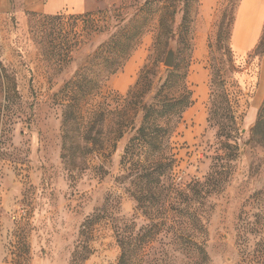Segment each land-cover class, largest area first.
<instances>
[{"label":"rangeland","instance_id":"rangeland-1","mask_svg":"<svg viewBox=\"0 0 264 264\" xmlns=\"http://www.w3.org/2000/svg\"><path fill=\"white\" fill-rule=\"evenodd\" d=\"M144 1L87 0L83 14L50 19L16 0H0V264H117L114 227L147 228L149 217L130 196V169L120 161L132 133L117 138V130L140 124L132 106L147 85L165 78L168 46L181 49L184 9L192 48L179 60L193 103L169 142L173 169L163 198L165 206L188 214V224L174 228L203 246L208 261L160 233L141 264H264V146L250 141L264 101V46L257 49V42L241 52L231 43L239 0H220L209 16L201 0H175L177 35L158 32L159 13H146L136 50L106 78L98 49L118 24L108 15L127 22ZM145 65V80L134 89ZM78 79L102 82L84 99L82 115L105 108L104 134L90 155L66 163L60 155L62 107L70 97L66 87ZM219 79L225 97L217 102L226 106V100L230 112L217 123L209 112L211 97L221 92L211 83Z\"/></svg>","mask_w":264,"mask_h":264},{"label":"trees","instance_id":"trees-1","mask_svg":"<svg viewBox=\"0 0 264 264\" xmlns=\"http://www.w3.org/2000/svg\"><path fill=\"white\" fill-rule=\"evenodd\" d=\"M144 2L137 13L133 14L127 22L124 17L108 15L109 19H115L118 24L113 27L114 31L107 44L98 49L100 54L103 53L105 55L102 58L103 64L101 65L106 78L120 71L136 50V46L148 24L145 19L146 13H159L158 32L169 34L170 37L177 35L173 30L176 14L175 0L171 2L167 0H146ZM99 14L105 15L103 12H99ZM59 15H46L44 18L57 19ZM182 16V23L178 27V37L181 38V49H178V51H181L176 52L174 67L164 70L165 78L161 79L158 84H154L155 87L147 85L148 87L142 91L144 93L138 102L132 106L135 109L134 113L140 117V124L135 126L133 123L127 122L125 125H120L117 130V138L122 137L125 131L132 133L123 149L120 161L125 169H130V173L126 177L133 187L130 196L136 201L142 214L149 217L150 222L147 228L139 230L135 229L134 224L123 228L114 227L116 244L120 250L117 264H141L143 261L140 257L144 249L150 248L153 239L160 233H164V235H169L170 233L169 243H177L185 247L190 245L192 252L197 254L203 263L208 261L203 246H199L192 239L174 228V225L184 226L186 221L188 224V214L187 216L183 215L184 212L173 205L167 204L165 206V198H163V193L165 192L164 181H170L173 169V163L167 156L169 142L172 134L175 133L180 125L183 114L193 103L192 92L187 86L185 65L184 62L179 60L184 49L191 52L192 48L185 40V37H189L191 34L187 24L188 12H186V9L183 10ZM262 29L257 49L264 46V25ZM221 40L218 37V41L220 42ZM150 60L151 57H148L147 62ZM146 67L145 65L141 70L134 89L139 87L145 80L142 77V72L144 73L143 70ZM101 84V80L96 82L84 80L83 82L78 79L66 87V93L70 94V97L62 107V148L60 155L63 162L74 163V161L90 155L95 148L101 146L104 134L105 108L103 109L100 106L98 109H90L86 118L82 115L84 99L90 94L99 91ZM211 84L212 88L219 87L221 92L216 98L214 94L211 97L209 121L220 123L218 119L224 115L226 110L230 112V107L227 105L226 100L224 101L226 106L217 102L221 95L225 97L222 81L219 79V84L216 86L215 81ZM151 89H154L153 95L145 97L148 93L147 91ZM132 90L133 88L128 91L129 95ZM115 111L118 115L123 116L119 108H116ZM230 120H232L231 114ZM256 120V123L250 129V141L264 146V101ZM230 138L231 136L229 135L228 139ZM227 147L230 146L227 145ZM171 187L172 185L170 184L169 188L171 189ZM172 191L175 190L172 188ZM164 197H167V195ZM169 214H174L176 217L171 220L170 217L168 218ZM180 215L182 220L178 219Z\"/></svg>","mask_w":264,"mask_h":264},{"label":"crops","instance_id":"crops-1","mask_svg":"<svg viewBox=\"0 0 264 264\" xmlns=\"http://www.w3.org/2000/svg\"><path fill=\"white\" fill-rule=\"evenodd\" d=\"M28 12L55 16L61 13L83 14L87 10V0H16ZM220 0H201V10L205 15L212 12ZM264 25V0H239L232 25L231 43L239 44L244 52L255 47Z\"/></svg>","mask_w":264,"mask_h":264},{"label":"water","instance_id":"water-1","mask_svg":"<svg viewBox=\"0 0 264 264\" xmlns=\"http://www.w3.org/2000/svg\"><path fill=\"white\" fill-rule=\"evenodd\" d=\"M175 55H176V49L173 46H169L168 51L164 57L163 60V66L166 69H172L174 67L175 64Z\"/></svg>","mask_w":264,"mask_h":264}]
</instances>
